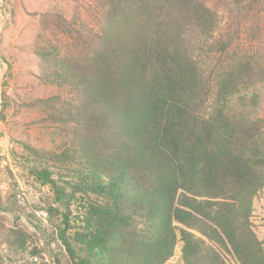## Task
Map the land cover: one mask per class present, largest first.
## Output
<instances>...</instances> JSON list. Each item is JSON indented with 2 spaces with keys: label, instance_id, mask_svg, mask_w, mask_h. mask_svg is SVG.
Returning <instances> with one entry per match:
<instances>
[{
  "label": "trees",
  "instance_id": "16d2710c",
  "mask_svg": "<svg viewBox=\"0 0 264 264\" xmlns=\"http://www.w3.org/2000/svg\"><path fill=\"white\" fill-rule=\"evenodd\" d=\"M104 1L89 52L45 65V79L75 98L32 102L71 129L62 151L27 146L30 174L54 193L58 205L45 210L71 264H165L179 241L184 264H227L223 252L264 264L253 220L262 120L231 104L264 84V61L219 65L232 42L215 39L204 0ZM9 105L3 96L0 121Z\"/></svg>",
  "mask_w": 264,
  "mask_h": 264
},
{
  "label": "rangeland",
  "instance_id": "374dc122",
  "mask_svg": "<svg viewBox=\"0 0 264 264\" xmlns=\"http://www.w3.org/2000/svg\"><path fill=\"white\" fill-rule=\"evenodd\" d=\"M204 1L218 20L215 39L232 42L224 56L216 53L219 65L227 67L238 57L264 61V0ZM105 11L104 0H0V110L3 96L10 101L6 118L0 121V264H71L56 232L57 221H50L45 210L58 205L54 193L30 174L34 155L27 147L62 151L71 129L52 121L32 102L58 96L56 101L62 104L75 98L70 88L45 79L44 70H50L47 59L87 54ZM253 82L231 104L262 120L264 132V84L252 86ZM254 206L253 220L264 246V189ZM182 244L178 242L165 264H184ZM223 256L227 264H239L233 256L225 252Z\"/></svg>",
  "mask_w": 264,
  "mask_h": 264
}]
</instances>
